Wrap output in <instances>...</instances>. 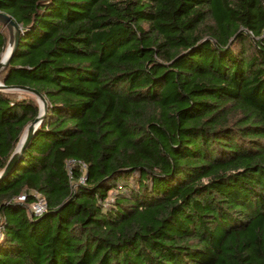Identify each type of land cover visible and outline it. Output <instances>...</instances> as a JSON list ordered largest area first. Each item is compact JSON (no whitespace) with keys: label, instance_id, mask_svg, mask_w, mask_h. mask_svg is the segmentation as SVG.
Segmentation results:
<instances>
[{"label":"trees","instance_id":"16d2710c","mask_svg":"<svg viewBox=\"0 0 264 264\" xmlns=\"http://www.w3.org/2000/svg\"><path fill=\"white\" fill-rule=\"evenodd\" d=\"M0 11L22 29L0 81L47 102L0 178V264H264V0ZM38 110L0 91V171Z\"/></svg>","mask_w":264,"mask_h":264},{"label":"water","instance_id":"95a60500","mask_svg":"<svg viewBox=\"0 0 264 264\" xmlns=\"http://www.w3.org/2000/svg\"><path fill=\"white\" fill-rule=\"evenodd\" d=\"M0 24L6 27L8 31V40L0 58V72H2L9 63V60L14 54V51L17 47L19 35L22 31L21 26L18 25L9 14L0 11ZM0 91L8 92V93H21L27 94L37 101L39 110L37 116L29 122L23 129L19 141L17 142L12 154L10 155L6 165L0 171V178L6 175L10 169L14 166V164L20 158L24 148L34 135L35 131L41 124L43 118L47 113V102L42 94H40L37 90L30 88L24 85H5L0 81Z\"/></svg>","mask_w":264,"mask_h":264},{"label":"built area","instance_id":"2783aa9c","mask_svg":"<svg viewBox=\"0 0 264 264\" xmlns=\"http://www.w3.org/2000/svg\"><path fill=\"white\" fill-rule=\"evenodd\" d=\"M263 35H264V32H263ZM73 163H75L74 160H69L68 162V164H73ZM80 164H81L82 170H84L86 165L84 163H80ZM79 182L83 183L84 177H80ZM28 194L33 196V200L29 204H26V208H27L29 216L32 217V216L42 215L46 210L45 198L43 197L42 194H40L39 192L35 190H30ZM26 199H27V193L23 192L17 196L16 200L20 203L25 204Z\"/></svg>","mask_w":264,"mask_h":264},{"label":"rangeland","instance_id":"374dc122","mask_svg":"<svg viewBox=\"0 0 264 264\" xmlns=\"http://www.w3.org/2000/svg\"><path fill=\"white\" fill-rule=\"evenodd\" d=\"M15 94H17L19 97H21V96H23V95H27V94H21V93H15ZM28 96H30V95H28ZM31 97V96H30ZM32 98H34V97H32Z\"/></svg>","mask_w":264,"mask_h":264}]
</instances>
